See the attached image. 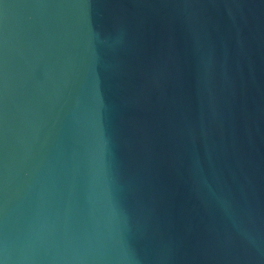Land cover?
<instances>
[{"label":"water","instance_id":"95a60500","mask_svg":"<svg viewBox=\"0 0 264 264\" xmlns=\"http://www.w3.org/2000/svg\"><path fill=\"white\" fill-rule=\"evenodd\" d=\"M0 264H264V0H0Z\"/></svg>","mask_w":264,"mask_h":264}]
</instances>
